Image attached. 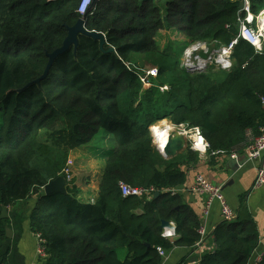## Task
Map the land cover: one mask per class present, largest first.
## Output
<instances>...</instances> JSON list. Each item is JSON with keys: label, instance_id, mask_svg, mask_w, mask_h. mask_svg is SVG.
I'll use <instances>...</instances> for the list:
<instances>
[{"label": "trees", "instance_id": "trees-1", "mask_svg": "<svg viewBox=\"0 0 264 264\" xmlns=\"http://www.w3.org/2000/svg\"><path fill=\"white\" fill-rule=\"evenodd\" d=\"M78 3L0 0V215L2 207L8 213L0 217V264H25L17 248L25 219L43 239V264H161L157 248L175 246L204 249L193 263L187 255L176 264H247L259 244L256 224L222 220L201 237L200 217L168 191L184 183L182 163L199 155L186 147L166 159L150 131L161 120L187 123L201 129L212 150L232 151L247 141L248 130L264 127V52L239 38L229 68L189 71L172 46L158 43L165 31L181 37V51L195 41L228 46L238 38L240 0H96L84 15ZM251 7L257 13L264 0ZM81 16L87 30L105 35L103 48L79 33L76 47L60 53L35 82ZM139 55L159 60L147 89L139 81L144 69L132 62ZM164 84L168 89L161 90ZM99 129L112 145L100 154L90 198L72 181L65 192L44 194L69 151L89 144ZM119 181L152 185L159 194L150 201L123 197ZM161 220L175 224L174 238L162 236Z\"/></svg>", "mask_w": 264, "mask_h": 264}, {"label": "built area", "instance_id": "built-area-1", "mask_svg": "<svg viewBox=\"0 0 264 264\" xmlns=\"http://www.w3.org/2000/svg\"><path fill=\"white\" fill-rule=\"evenodd\" d=\"M92 0H79L77 12L80 15H84L90 8ZM240 16L238 17L239 24V33L238 38L234 39L228 46L220 47V50L217 52V56L214 58V61L209 57L208 59H202L199 56V50H205L206 44L203 41H195L190 43L189 46H186L184 50V64L187 70L189 71H200L205 69L208 65H214L223 69L229 68L231 66V49L237 39L241 38L247 43L253 46L255 52L262 53L264 52V7H262L257 13L252 11V0H240ZM196 50V55L191 58V53ZM158 75V68L153 67L150 69L143 70L139 75V81L143 89H147L152 86V78ZM167 86H161V90H165ZM168 89V88H167ZM154 125V124H153ZM153 125L150 126V131L153 138V144L157 151L162 154L164 148L165 139H160L156 136ZM170 131H175L176 133L183 135L186 138L188 147L196 151L198 155L204 156H213L225 154V150H212L208 141L205 139L201 129L198 126H189L187 123L180 124H169ZM249 135V141L246 145V156L248 161H257L262 157L264 152V127H260L258 134H253L251 130L247 131V137ZM232 158H236L237 155L234 151L229 152ZM71 161L67 162V167L71 165ZM72 171V170H71ZM65 182L72 181V173L70 174L69 169L64 170L63 172ZM264 184V165L259 166L256 171V176L254 179V186H260ZM118 187L120 193L123 197H138L145 198V200L150 201L154 198L155 193L157 192L155 187L152 185L149 186H136L128 184L124 181L118 182ZM192 190L198 194L204 195L206 197V206L204 213L206 214L208 208L211 206L213 201H218L220 205V213L223 220H233L235 219V211L227 204L225 201L221 185L216 184L205 178L202 174H197L195 176V182L192 186ZM172 194L175 193L174 188L168 189ZM171 226L162 228V236L168 239L175 237V224L170 222ZM201 237H205V229L200 226L198 230ZM37 236V253L40 257L45 256L43 248V239L39 234ZM257 248L254 250L251 258L247 264H258L261 259L264 257V242L259 241ZM260 246V248H259ZM159 254L163 257L165 256V251L158 247Z\"/></svg>", "mask_w": 264, "mask_h": 264}, {"label": "crops", "instance_id": "crops-1", "mask_svg": "<svg viewBox=\"0 0 264 264\" xmlns=\"http://www.w3.org/2000/svg\"><path fill=\"white\" fill-rule=\"evenodd\" d=\"M220 47H218V51ZM168 124L172 123L169 122ZM248 141L249 135L245 143L239 145L235 150H232L236 153V158L230 156L229 152L232 151H227L221 155L199 156L198 160L193 163H182L180 167L185 171V181L183 184L174 188V194H179L182 202L188 204L200 217L201 226L205 229V233L209 234L212 232L215 226L223 219L218 201H213L205 214L206 197L192 190L195 176L202 174L211 182L221 185L223 197L227 204L235 211V218L253 221L257 226L259 241L264 242V184L254 186L257 168L264 165V152L259 160L248 161L246 156V145ZM184 150L177 152L175 156ZM89 186L96 187L94 183ZM241 198L243 199L241 200ZM208 234L203 248L208 245L210 240ZM17 248L24 256L25 264H43V257H40L37 253V236L29 230L28 219L22 222V233L17 243ZM203 250L200 248L195 252H191L188 247L175 246L165 253V256L162 257L161 264H176L179 259L187 255L191 256V260H193L191 262L193 263L195 261L194 254Z\"/></svg>", "mask_w": 264, "mask_h": 264}, {"label": "rangeland", "instance_id": "rangeland-1", "mask_svg": "<svg viewBox=\"0 0 264 264\" xmlns=\"http://www.w3.org/2000/svg\"><path fill=\"white\" fill-rule=\"evenodd\" d=\"M158 43L160 47H164V48H166L167 45L172 46L174 49V53L175 54L176 52L178 53L176 54V56L180 55L179 66L186 68L184 64L185 63L184 50L186 46H189V44L186 45L185 48L182 49L181 51L180 46H183L184 41L181 39L179 35L175 34L174 32L163 31L160 33L158 37ZM205 44H206V49L199 50V56L202 59H208L210 57L214 61V58L217 56L218 48L213 45V42H205ZM133 60L134 61L132 62L135 64V66L138 67V69L146 70L153 67L158 68L159 60H157V58L155 59L156 60L155 62L151 57L147 55H139V56H134ZM164 86H167L168 88L167 84H164ZM167 122L169 123L168 120H164V121L161 120L154 124H159V123L163 124V126L157 127L159 130L161 127L169 128L167 126L169 125ZM104 134L105 131L103 129L102 130L99 129V132L96 134L93 141H91L89 144L82 146V148L79 147L69 151L66 162L71 161L72 163L70 167L69 166L67 167V165L63 166L59 174V175H63L62 172L66 169H69L70 174L72 173V183H74L77 187H79L80 191L82 192L81 195L84 198L89 199L90 196L92 195L91 193H93L96 190L104 160L103 157H100V154H102L105 150L109 149L112 145V143L105 140V138L103 137ZM89 183L92 185L94 183L96 187L93 188V186H89L90 185ZM36 199H37V194H34L32 196V199L29 201V205L33 206L35 204ZM119 256L122 259L124 256V252L123 251L120 252Z\"/></svg>", "mask_w": 264, "mask_h": 264}, {"label": "water", "instance_id": "water-1", "mask_svg": "<svg viewBox=\"0 0 264 264\" xmlns=\"http://www.w3.org/2000/svg\"><path fill=\"white\" fill-rule=\"evenodd\" d=\"M96 0H92V3L90 5V8L95 4ZM89 8V9H90ZM67 36L63 40L62 46L55 49L52 53L48 54V62L45 67L44 72L42 75L35 80V82H39L41 79H43L47 74L52 66L54 60L56 57L60 54L63 53L65 50H67L71 45H74L76 47L78 43V34H84L87 36H90L94 38L95 40L99 41V47L100 49L103 48V45L106 43L105 35L102 32H97V31H89L85 28L84 26V19L83 16H81L73 26L68 27L67 29ZM108 52H113L114 49L112 47L108 48ZM197 51L194 50L191 53V58H193L196 55ZM165 139V144L164 148L162 150V156L164 158H171L177 154V152H180L185 149V147H188L186 138L183 135H180L176 133L175 131H170L169 134L164 138ZM65 178L63 175H58L53 179H50L46 184L43 186V192L44 194H50L53 192H65ZM159 192L157 191L155 193V197L158 196ZM8 216L7 209L5 207H2L1 210V218H5ZM161 228L163 227H169L171 226L170 221L167 220H161L160 224ZM6 236L7 237H12V231L10 228L6 229Z\"/></svg>", "mask_w": 264, "mask_h": 264}, {"label": "bare ground", "instance_id": "bare-ground-1", "mask_svg": "<svg viewBox=\"0 0 264 264\" xmlns=\"http://www.w3.org/2000/svg\"><path fill=\"white\" fill-rule=\"evenodd\" d=\"M262 17L264 18V14L262 15ZM158 126H163V124H154L153 129L155 130L156 136L162 140L169 134L170 126L167 125L169 128L161 127L159 130L157 128Z\"/></svg>", "mask_w": 264, "mask_h": 264}]
</instances>
